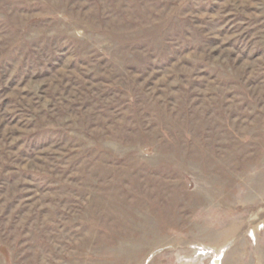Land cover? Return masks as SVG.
Wrapping results in <instances>:
<instances>
[{
  "label": "rangeland",
  "instance_id": "rangeland-1",
  "mask_svg": "<svg viewBox=\"0 0 264 264\" xmlns=\"http://www.w3.org/2000/svg\"><path fill=\"white\" fill-rule=\"evenodd\" d=\"M0 264H264V0H0Z\"/></svg>",
  "mask_w": 264,
  "mask_h": 264
}]
</instances>
